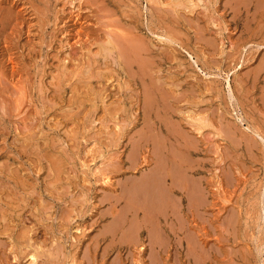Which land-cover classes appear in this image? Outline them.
<instances>
[{
	"label": "rangeland",
	"instance_id": "374dc122",
	"mask_svg": "<svg viewBox=\"0 0 264 264\" xmlns=\"http://www.w3.org/2000/svg\"><path fill=\"white\" fill-rule=\"evenodd\" d=\"M171 1L0 0V264H264V0ZM125 26L151 73L101 52ZM152 78L167 101L144 102ZM163 105L197 170L184 196L154 197L157 230L127 189L155 165Z\"/></svg>",
	"mask_w": 264,
	"mask_h": 264
},
{
	"label": "bare ground",
	"instance_id": "6f19581e",
	"mask_svg": "<svg viewBox=\"0 0 264 264\" xmlns=\"http://www.w3.org/2000/svg\"><path fill=\"white\" fill-rule=\"evenodd\" d=\"M188 1H190V0H188ZM173 2V4H174V7L176 6V5H180V4H183L184 2H185V0L183 1V0H172L171 1V3ZM187 2V1H186ZM237 2V1H236ZM160 3H161V1H160ZM166 3V2H165ZM169 3V2H168ZM189 4V3H188ZM258 4V3H257ZM261 4V3H260ZM171 5V4H170ZM186 5V4H185ZM183 6V5H182ZM181 6V7H182ZM188 6V5H187ZM173 7V6H172ZM176 7H178V6H176ZM180 7V6H179ZM232 7H234V6H232ZM184 8V7H183ZM177 10H178V8H177ZM176 10V11H177ZM185 10V9H184ZM130 13V12H129ZM83 16H84V14H83ZM85 18V17H84ZM118 20V22H119V20L120 19H117ZM117 20H115V22L114 21H112V23H114V24H117L118 22H117ZM122 21H124V20H121V22ZM120 23V22H119ZM172 23V22H171ZM175 23V22H174ZM169 24V23H168ZM124 25V24H123ZM165 25V24H164ZM176 25V24H175ZM120 26H121V23H120ZM117 27V26H116ZM123 27V26H122ZM122 27L120 28L121 30H119V31H121V32H123V34L122 35H115L114 37H112V36H109V40H107V38H106V40L108 41V43H110L109 45H110V47L109 46H104L103 45V47H101V45H102V43L103 42H105V44H106V40L105 41H103L102 43H101V45L99 46L100 48H102L101 49V52L103 51V48L105 49V50H107V51H105L104 50V52H105V56H106V52H108V54H109V52H110V54L114 51L113 49H115L116 50V53H117V56H118V58H120V60H121V63H123V64H125V65H127L130 69L131 68H136V70L134 69L133 70V73L134 74H138V75H146V74H148V71L150 72L151 71V66H149V65H151V62H152V64H153V61H151V60H148V58H150V57H146L147 55H150L151 54V52H152V48L149 46L150 45V41H148V43H149V45L147 44V43H145L142 39L141 40H139L138 39V36L136 35V34H133L132 32V28H134V27H130V29H129V26H125V29H127V31L125 30V31H123V29H122ZM170 27V26H169ZM161 28V27H160ZM163 28V27H162ZM161 28V29H162ZM167 28V27H166ZM171 30V29H170ZM262 30V29H261ZM114 32H116V34H117V31H114ZM113 32V33H114ZM163 32V31H162ZM168 32V31H167ZM139 33V32H138ZM169 33H170V31H169ZM264 33V32H263ZM262 33V34H263ZM112 34V33H111ZM165 34V33H164ZM173 34V33H172ZM178 34V33H177ZM113 35V34H112ZM179 35H180V33H179ZM264 35V34H263ZM167 37H168V35H166ZM140 38V37H139ZM172 38V37H171ZM175 38V37H174ZM146 39H148V38H146ZM171 40V39H170ZM210 41V40H209ZM259 43V42H258ZM262 43V42H261ZM264 43V42H263ZM104 44V43H103ZM155 45V44H154ZM259 45V44H258ZM98 47V48H99ZM113 50V51H112ZM100 51V50H99ZM103 53V52H102ZM112 54H114V53H112ZM103 55V56H104ZM146 55V56H145ZM104 56V57H105ZM113 56V55H112ZM114 57V56H113ZM152 59V58H151ZM147 61L150 63H147ZM264 62V61H263ZM149 64V65H148ZM119 65H121V64H119ZM155 68V67H154ZM157 68V67H156ZM158 68H160V67H158ZM157 68V69H158ZM132 70V69H131ZM153 70V69H152ZM155 70V69H154ZM120 71H121V69H120ZM158 71V70H157ZM131 71H129V73H130ZM152 72V71H151ZM150 72V73H151ZM262 72V71H261ZM149 73V74H150ZM90 74H88V76H89ZM127 75V74H126ZM132 75V74H131ZM91 77H92V75H90ZM150 76V75H149ZM129 77V76H128ZM136 77V76H135ZM134 77V78H135ZM122 78V77H121ZM142 78V77H141ZM145 78V77H144ZM163 78V77H162ZM150 79V78H149ZM156 80H157V78H155ZM153 80V78H152V80L150 81V82H148V84L146 85V88L149 90V93L148 92H146V97H144V102H146V101H148V99H150V101L152 102V103H156V104H158V101H160L161 99H163V100H165V99H167V96H165L166 94V91H164L163 89V91L160 89L161 88V86L159 87L158 85H157V83H159V82H155L156 80ZM159 79V78H158ZM134 81H135V79H134ZM144 81V80H143ZM158 81V80H157ZM162 81V80H161ZM171 81V80H170ZM169 81V82H170ZM163 82V81H162ZM176 82V81H175ZM133 83V82H132ZM165 83V82H164ZM86 84V83H85ZM142 84V83H141ZM144 84V83H143ZM163 84V83H162ZM174 84V82L173 83H170L169 85H173ZM127 85H128V83H127ZM160 85H161V83H160ZM118 86V85H117ZM144 86V88H145V85H143ZM89 87V86H88ZM175 87V86H174ZM145 88V89H146ZM143 89V88H142ZM145 89H143V91L145 90ZM170 89V88H169ZM172 89V88H171ZM142 92V91H141ZM145 92V91H144ZM174 93H176V92H174ZM142 94V93H141ZM169 95H170V93H168ZM167 94V95H168ZM175 95H177V94H174V97H175ZM170 96H172V95H170ZM95 97H96V95H95ZM165 97V98H164ZM97 98V97H96ZM169 98H171V97H169ZM177 98L179 99V96H177ZM172 99H174L173 98V96H172ZM177 99V100H178ZM162 100V101H163ZM169 100V99H168ZM139 101V100H138ZM165 101H167V100H165ZM165 101H163L164 102V104H165ZM137 103V102H136ZM139 103V102H138ZM169 103V102H168ZM168 103L166 102V105H168ZM178 103V102H177ZM142 104V103H141ZM140 104V105H141ZM139 105V104H138ZM143 105V104H142ZM150 105V104H149ZM166 105H163L162 106V108L164 109V114H165V116L164 117H166L165 119H161V118H159V119H156V120H154L153 119V122H150V123H152L151 124V126H149L150 127V129H149V131H150V134H148V136H146V134L145 135H143V136H146L147 138H148V140H147V138H145V137H143V139L145 138V140H147V143L146 144H148V142L149 141H151V143H150V146H152L151 147V151H150V156L152 157V159H150V160H152V161H154V163H155V165H154V167L153 168H151V171H149L150 173L144 178V180L143 181H141L139 184H136V185H134L133 183L130 185L129 184V188L127 189V193L129 192L130 193V191H131V196L132 197H134L135 198V196L137 195V196H143L145 199H147V197H149L147 200H148V204L147 205H145L144 203L146 202L145 201V199L143 198V199H141L140 201H142L141 203L137 200L136 201V199H134L133 198V200H135L136 201V203L138 202V205L137 204H135L136 206H132V205H134V201L131 203V200L129 201V202H127L126 204H128L129 203V205H131L130 207L132 208V211H133V214L135 213L136 215H138L140 212L142 213V215H141V221L142 222H145L146 223V220L148 221V223L149 224H151V227H152V225L153 226H155V228L157 229V227H156V225L160 222V217H159V214L157 215V205H156V203H155V200H154V197H156L157 195H158V199H157V201L160 199L163 203H164V201L166 200V198L167 197H169L168 196V194H174V193H179V194H182L183 193V191L186 189V187H187V185L188 184H191V186H193L192 185V183H188V182H190V181H188V180H192V178L191 179H189L188 178V172H190V171H192V169H196V168H190L189 167V165L187 164V159H188V162H190L189 160H191L192 161V159H190L191 157L189 156L190 154H192V153H194V151H195V148H197V147H194V146H196V145H194L193 146V144L190 142V138L192 139L193 137H192V135L191 134H189V129L187 130V129H185L181 124H180V122H176V121H173L172 119H171V116L172 115H174V114H172V112L171 111H174V110H172V109H170V111L167 109V107H166ZM151 106V105H150ZM151 107H153V106H151ZM110 108V107H109ZM154 108H156V107H154ZM169 108V107H168ZM112 110H113V108H111ZM114 110H116V109H114ZM154 110V109H153ZM114 112V111H113ZM116 112L117 111H115L114 112V114H116ZM122 112V111H121ZM152 112V111H151ZM150 112V113H151ZM178 112V111H177ZM113 114V113H112ZM155 114V113H154ZM151 115V114H150ZM149 115V116H150ZM156 115H158V112H156ZM110 116V115H109ZM203 116V115H202ZM202 116H200L199 118L201 119L200 121H199V123H198V125H197V127H196V131H198V130H200L201 129V127H203L204 126V124L206 123L201 117ZM102 117V116H101ZM111 117H112V115H111ZM113 117H115V116H113ZM154 117H155V115H154ZM189 117V116H188ZM207 117V116H206ZM205 117V118H206ZM207 119V118H206ZM190 122V121H189ZM188 122V123H189ZM146 123H148V122H146ZM145 123V124H146ZM190 124H193V123H190ZM228 125H230L229 123H228ZM145 126V125H144ZM192 126V125H191ZM191 126H189V127H191ZM229 128V127H228ZM227 127H226V129H225V131H230V130H233V129H228ZM148 129V128H147ZM144 130V129H143ZM193 130V129H192ZM141 131V130H140ZM255 131V130H254ZM143 132V131H142ZM193 132V131H192ZM199 132V131H198ZM194 133V132H193ZM228 133V132H227ZM226 133V134H227ZM233 133H234V131H233ZM134 134V133H133ZM225 134V135H226ZM230 134V133H229ZM138 135V134H137ZM141 135V133L139 132V136ZM202 135V134H201ZM200 135V136H201ZM233 135V134H232ZM244 135V134H243ZM259 135V134H258ZM142 136V135H141ZM226 137V136H225ZM231 137V136H230ZM233 137H235V136H233ZM228 138V137H227ZM242 138V137H241ZM142 139V140H143ZM234 139H236V138H234ZM239 139V138H238ZM262 139V138H261ZM263 140V139H262ZM136 141H138V139L136 140ZM140 141V140H139ZM193 141V140H192ZM199 141V140H198ZM195 142H197V140L195 141ZM232 142H234L233 140H232ZM131 143V142H130ZM145 143V142H144ZM137 144H138V142H137ZM140 144H143V143H141L140 142ZM195 144V143H194ZM145 145V144H144ZM134 146H136V145H134ZM134 146H133V149H134ZM146 146V145H145ZM149 146H147V148H148ZM135 148H137V147H135ZM140 148H141V146H140ZM144 148V147H143ZM146 149V148H145ZM136 150H138V149H136ZM135 150V151H136ZM134 151V152H135ZM146 152H147V150H145ZM131 152H132V150H131ZM148 152H149V150H148ZM131 154V153H130ZM130 154L128 155V156H130ZM138 154V153H137ZM148 154V153H147ZM144 156V155H143ZM145 156H146V154H145ZM149 157V156H148ZM187 157H190V158H187ZM129 158H131V156L129 157ZM146 158V157H145ZM132 162V161H131ZM135 162V161H134ZM146 163V162H145ZM151 163V162H150ZM157 163V164H156ZM190 164V163H189ZM132 168H135V167H133L132 166ZM150 169V168H149ZM148 169V170H149ZM160 170V171H159ZM197 170V169H196ZM158 171H159V173L161 172V175H162V178L157 182V179H158V175H157V173H158ZM195 171V170H194ZM134 172V171H133ZM144 174V173H143ZM190 174V173H189ZM157 175V176H156ZM194 177V176H193ZM138 178V177H137ZM160 178V177H159ZM128 180H130V179H128ZM135 180V179H134ZM134 180H133V182H134ZM161 181H162V183H161ZM200 182V181H199ZM106 183V182H105ZM111 183V182H110ZM163 183L165 184H167V187H164V185H163ZM198 183V182H197ZM201 183V182H200ZM157 184H159V185H157ZM163 185V186H162ZM194 185H196V184H194ZM159 186V187H158ZM161 186V187H160ZM197 186V189L196 190H198V188H199V186L198 185H196ZM157 189H156V188ZM194 187V186H193ZM193 187H191V189L193 188ZM125 188H126V185H125ZM188 188H190V187H188ZM129 189H130V191H129ZM156 189V190H155ZM200 189V188H199ZM201 189H203V188H201ZM158 190H159V192H158ZM187 190V189H186ZM195 188H193L191 191H192V193L190 194V195H193V196H195V197H193V196H191V197H193L194 198V200L195 199H197L196 198V194L194 193L195 191ZM125 191H126V189H125ZM188 191H190V189L188 190ZM204 191V190H203ZM1 192H3V191H1ZM200 192H201V190H200ZM12 193V192H11ZM156 194V195H155ZM185 194V193H184ZM195 194V195H194ZM125 195V194H124ZM135 195V196H134ZM198 195V194H197ZM202 195V194H201ZM131 196H129L130 197V199H131ZM177 196V195H176ZM182 196H184L183 194H182ZM186 196V195H185ZM188 196V195H187ZM186 196V197H187ZM206 196V195H205ZM204 196V197H205ZM16 197V196H15ZM129 197H128V199H129ZM172 197V196H171ZM202 197V196H201ZM170 198V197H169ZM178 198L180 199V197L178 196ZM184 198V197H183ZM23 199V198H22ZM175 199V198H174ZM188 199H190L189 197H188ZM12 200H14V199H12ZM168 201L166 202V204L167 203H170V200L169 199H167ZM177 200V199H176ZM175 200V201H176ZM182 200V199H181ZM127 201V200H126ZM26 202V201H25ZM172 202H173V200H172ZM195 202V201H194ZM197 202V201H196ZM131 203V204H130ZM159 203V202H158ZM175 203V202H174ZM179 203V202H178ZM189 203V202H188ZM171 204V203H170ZM128 205V206H129ZM160 205V204H159ZM164 206V205H163ZM163 206H162V208H163ZM171 206V205H170ZM170 206H169V210L171 211V208H170ZM180 206V205H179ZM166 208V207H165ZM168 208V207H167ZM131 210V209H130ZM129 211V210H128ZM169 211V212H170ZM162 212H164V210L162 211ZM167 212V211H166ZM175 212V211H174ZM168 213V212H167ZM171 213H172V211H171ZM170 213V214H171ZM173 214H175V213H173ZM166 215V214H165ZM15 216V215H14ZM163 216V215H162ZM133 217V216H132ZM165 217V216H164ZM5 218V217H4ZM9 219V218H8ZM12 219V218H11ZM18 223V222H17ZM117 223H118V221H117ZM124 223V222H123ZM163 223V222H162ZM169 223V222H168ZM133 224H136V223H133ZM5 225V224H4ZM3 225V226H4ZM168 225V224H167ZM170 225V224H169ZM2 226V227H3ZM6 226V225H5ZM4 226V227H5ZM12 226V225H11ZM144 225L142 224V223H139V225H135V227H133L134 229H135V232H136V234H140V232L143 230L141 227H143ZM157 226H159V225H157ZM137 227V228H136ZM145 227V226H144ZM162 227V226H161ZM160 227V228H161ZM10 228V227H9ZM20 228V227H19ZM132 228V229H133ZM153 228V227H152ZM166 228V227H165ZM11 229V228H10ZM142 229V230H141ZM147 229H148V227H147ZM2 230V229H1ZM0 230V231H1ZM158 230V229H157ZM156 230V231H157ZM4 231V230H3ZM9 231V230H8ZM21 231V230H20ZM23 231H25L24 229H23ZM151 231H153L152 233V235H155V236H157V232L156 231H154V229L153 230H151ZM150 231V232H151ZM161 231V230H160ZM131 232H132V230H131ZM134 232V231H133ZM154 232H156V233H154ZM12 233V232H11ZM148 233V232H147ZM16 234V233H15ZM21 235H23V232H21L20 233ZM161 234V233H160ZM155 236H153V237H155ZM11 237H12V235H11ZM153 237L150 235V243H151V245H155V243H158V242H160V241H154V239H153ZM158 237V236H157ZM128 239V238H127ZM130 239H131V237H130ZM158 239V238H157ZM13 240V239H12ZM129 240V239H128ZM132 241H133V239H131ZM156 240V239H155ZM135 242V241H134ZM130 243V242H129ZM195 245H196V242H195ZM158 247H159V245H158ZM57 253V252H56ZM36 258H37V256H36V254L35 253H31L30 254V261H34V260H36ZM56 260V259H55Z\"/></svg>",
	"mask_w": 264,
	"mask_h": 264
}]
</instances>
